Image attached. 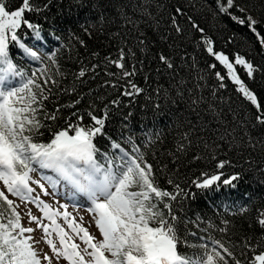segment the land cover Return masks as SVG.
<instances>
[{
	"label": "trees",
	"instance_id": "obj_1",
	"mask_svg": "<svg viewBox=\"0 0 264 264\" xmlns=\"http://www.w3.org/2000/svg\"><path fill=\"white\" fill-rule=\"evenodd\" d=\"M224 2L31 0L33 11L24 17L39 28L41 41L51 49L42 63L34 65L17 60L21 53L9 43L11 58L23 69L26 80L32 72L47 67V75L58 82L47 86L48 99L37 114L41 127L30 133L33 141L49 143L55 132L69 123H80L77 116H83L84 125L92 124L89 111L98 118L106 113L103 134L94 141L101 160L103 154L113 152L114 142L126 151L139 149L137 154L153 165L156 184L177 194L176 200L167 201L176 217L172 223L177 251L193 258L194 264H199L205 252L203 245L208 244L210 249L213 241L223 243L241 261L245 259V245L264 246V227L258 223L264 213V125L255 119L256 106L238 91L227 70L202 43V37L210 38L214 51H222L233 62L240 55L253 65L251 77L243 66L235 68L264 110V45L260 43L264 38V0H234L229 10L233 16L247 17L245 11H239L241 6L255 15L259 19L255 32L221 13L219 5ZM5 3L8 11L22 6V0ZM177 4L204 29L203 34L192 29L183 17L184 32L171 30L167 21ZM145 5L150 15L145 14ZM17 35L29 39L34 30L22 26ZM120 49L126 53V69L132 71L135 66V75L121 77L122 70L111 63ZM53 53L55 63L48 59ZM161 54L168 57L173 68L159 60ZM212 64L216 67H210ZM81 68L88 71L78 78ZM217 72L224 76L223 81L217 78ZM129 80L141 92H134ZM126 91L133 94L124 95ZM44 113H55L57 118L46 119ZM220 160L229 163L219 169L216 165ZM205 173H222L214 185L239 174L240 179L230 184L238 187L237 192L219 200L213 198L215 187L201 189L193 183L207 178ZM229 264L234 261L229 259Z\"/></svg>",
	"mask_w": 264,
	"mask_h": 264
},
{
	"label": "snow or ice",
	"instance_id": "obj_2",
	"mask_svg": "<svg viewBox=\"0 0 264 264\" xmlns=\"http://www.w3.org/2000/svg\"><path fill=\"white\" fill-rule=\"evenodd\" d=\"M233 7L234 0H225L219 5V11L229 15L239 25L247 24L251 31L255 32L256 21L251 17L240 18L231 15L229 10ZM28 11H33L31 0H22V6L12 11L7 10L5 0H0V181L3 182L6 192L21 201H38V197L30 195L33 189L29 187L30 173L35 170L32 165H37L39 168L55 171L60 179L88 196L92 204L90 210L95 213V223L103 236V240L98 243L93 242L94 237L86 229L74 225L66 210H53L49 205L40 202L37 207L42 213V218L32 215L30 210L27 212L29 223L35 222L37 228L42 229L43 238L57 260L63 257L69 264H194L193 258L183 256L177 251L178 239L172 223L176 217L172 215L171 204L167 202L176 200L177 194L162 190L156 184L153 165L145 160L142 154H137L139 149L134 147L126 151L120 143L114 142L111 148L115 151L111 157L105 153L103 162L97 158L100 150L94 141L98 135L103 134L106 113L104 118H98L89 111L88 116L92 124L84 125L83 116H77L80 123H69L66 128L55 132L49 143L33 141L30 133L41 127L37 114L43 110V102L48 99L45 93L50 89L47 86L58 82L47 75L48 69L44 67L32 72L31 78L20 86L9 87L10 78L23 76L11 58L10 42L18 46L24 56L43 62L40 55L17 35L23 26L34 30L33 38L36 41L42 40L39 28L24 17ZM144 11L150 15L147 5ZM181 17L192 29L204 33V29L191 16L186 15L185 9L179 4L168 17L167 23L172 31L177 34L184 32ZM159 22L158 18L157 25ZM141 43L143 44V41ZM202 43L206 46L207 53L213 55L227 70L228 78L239 86L238 91L256 106L258 113L255 119L258 124L264 125V110H261L256 96L245 86L235 69V65H241L251 77L253 65L240 55H236L233 62L223 52L214 51L210 38L202 37ZM260 43L264 45V38L260 39ZM125 55L124 49H120L118 58L111 63L122 70L121 77H130L135 75V66L132 71L126 69ZM132 55L134 56V53ZM48 59L55 63V54H49ZM159 60L167 68H173V64L163 54L159 56ZM210 67L215 68L216 65L212 64ZM87 71L88 69L81 68L78 78L85 77ZM216 76L219 80H224V76L219 72ZM128 86L136 93L141 92L130 80ZM220 86L224 87V84L221 83ZM123 94L130 96L133 92L126 91ZM44 115L46 119L57 118L55 113ZM227 163L229 162L220 160L216 167L223 169ZM203 175L207 178L193 183L197 188L208 189L221 179L222 173ZM239 179V174H235L223 183L232 184ZM40 187L43 188V185ZM175 187L180 190L178 184ZM18 207L4 190H0V264H42V261L53 264L51 257L46 253L41 256L34 247L39 241L34 240L31 235H25L33 233L35 229L23 226ZM61 215L86 245L83 252L80 245L71 242L72 238L57 223L56 218ZM43 219H47L50 224L43 223ZM153 223L155 226H151ZM258 223L264 227V213L260 214ZM52 233L59 238V248L50 238ZM212 244L214 246L210 249L208 244L203 245L205 252L199 257V264H229V259L233 260L234 264H264V246L254 248L250 244L245 245V259L241 261L220 241H213ZM106 252L111 258L105 255ZM86 256L90 259H86Z\"/></svg>",
	"mask_w": 264,
	"mask_h": 264
},
{
	"label": "rangeland",
	"instance_id": "obj_3",
	"mask_svg": "<svg viewBox=\"0 0 264 264\" xmlns=\"http://www.w3.org/2000/svg\"><path fill=\"white\" fill-rule=\"evenodd\" d=\"M217 200H219V197L217 198ZM31 211L32 215L38 217V218H42L40 216L39 211H37L36 208H27L26 206H23L20 204L19 207V212L21 213V223L23 224V226L25 227H32L33 229H35V231L31 234L26 233L25 235H31L33 237L34 240H38L39 243L35 244L34 247L37 249V251L41 254V256H43V254H47L49 257L52 258L53 260V264H69V262L67 260H65L63 257H61L59 260H57L54 257V254L51 251L50 246L46 243L44 237V233L42 231V229L37 228L36 223L32 222L29 223V217L27 216V212ZM63 212V211H61ZM69 213V219L71 221L74 222V225L77 227H83L84 229L87 230V232L94 237L93 242L96 243V240H103V236L99 230V228L97 227L95 220L97 219L95 213H89L83 210H75L73 209H69L67 211ZM63 216H59V218L61 219ZM43 223L47 224V222H45L43 220ZM67 224V228L71 234V242H74L78 245H80V250L83 252V249L86 247V245H84V243L82 242V240L80 239L79 236L76 235V233H74L72 231V229L69 227L68 223ZM80 235L82 236L83 233H80ZM54 242L55 239L54 237L51 235L50 237ZM56 243V242H55ZM57 244V243H56ZM57 247L59 248L58 244ZM89 251H91V249H89ZM106 255L110 257V254L106 252ZM86 259H90L89 257L86 256ZM42 264H47L46 261H42Z\"/></svg>",
	"mask_w": 264,
	"mask_h": 264
}]
</instances>
